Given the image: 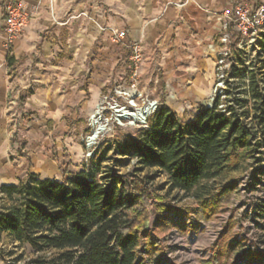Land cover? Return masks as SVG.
Masks as SVG:
<instances>
[{
  "label": "trees",
  "instance_id": "1",
  "mask_svg": "<svg viewBox=\"0 0 264 264\" xmlns=\"http://www.w3.org/2000/svg\"><path fill=\"white\" fill-rule=\"evenodd\" d=\"M7 63H19L12 47ZM237 63L231 73L232 104L225 112L218 103L200 106L185 124L162 101L149 127L118 145L116 154L123 159L113 160L114 167L102 169L108 160L105 150L91 169L77 173L60 165L61 180L29 172L17 184L0 185V240L28 248L25 264H149L160 250L150 228L153 215H164L162 225L168 221L186 229L188 210L171 203V192L193 197L210 219L221 195L250 168L260 171L264 191V79L252 74L243 93L247 70L241 58ZM150 169L167 181L154 187L155 177L142 175ZM260 208L264 219V199ZM261 230L264 243V226ZM23 259L20 255L14 261ZM0 260L5 261L1 253ZM200 264H264V248L240 237L221 238Z\"/></svg>",
  "mask_w": 264,
  "mask_h": 264
},
{
  "label": "rangeland",
  "instance_id": "2",
  "mask_svg": "<svg viewBox=\"0 0 264 264\" xmlns=\"http://www.w3.org/2000/svg\"><path fill=\"white\" fill-rule=\"evenodd\" d=\"M56 33V29L45 30L37 59L24 61L11 74L7 134L6 138L0 135V148L8 142L9 148L7 154L0 153V185L17 184L29 172L61 180L60 165L77 173L91 169L105 150L109 151L108 160L102 169L114 167L113 160L123 159L116 154L118 145L144 129L139 125L110 126L94 140L91 149L87 148L88 137L100 126V118H93L98 108L109 100L125 102V97L117 92L127 90L134 81L130 59L133 51L110 37L89 45L78 35L73 38L67 31ZM58 37L59 42H55L54 38ZM104 42L107 44L103 45ZM234 53V61L241 58L247 70L240 87L244 93L252 74L258 80L264 79V28L256 41ZM138 93L145 100L156 101L159 109L161 96L140 88ZM175 113L182 123L187 124L191 119L187 112ZM115 168L125 172L123 167ZM144 174L155 177L154 187L167 181L158 170H146ZM237 180L232 190L221 195L220 208L210 219L204 217L193 197L171 192V203L188 210L184 217L186 229L173 227L168 221L162 225L159 218L163 219L164 215H153L150 228L159 239L160 250L149 264H200L211 257L213 245L221 238L229 241L240 237L246 239L247 245L264 248L261 230L264 219L259 215L260 201L264 199L260 171L250 168ZM167 191L166 188L163 194ZM0 253L5 258L3 264H25L31 255L28 248L16 249L5 239L0 240ZM20 255L24 259L15 262Z\"/></svg>",
  "mask_w": 264,
  "mask_h": 264
},
{
  "label": "crops",
  "instance_id": "3",
  "mask_svg": "<svg viewBox=\"0 0 264 264\" xmlns=\"http://www.w3.org/2000/svg\"><path fill=\"white\" fill-rule=\"evenodd\" d=\"M4 1L0 0V135L6 138L11 74L24 61L37 59L45 30L67 31L89 45L111 38L109 29L126 31L125 46L138 45L143 56L139 88L161 96L176 112H187L190 122L213 88L215 48L223 32L221 14L238 3L255 7L263 0H20L31 18L12 45V56L19 61L13 67L7 63ZM54 41L59 42V37ZM7 148L9 142L0 153L7 154Z\"/></svg>",
  "mask_w": 264,
  "mask_h": 264
},
{
  "label": "built area",
  "instance_id": "4",
  "mask_svg": "<svg viewBox=\"0 0 264 264\" xmlns=\"http://www.w3.org/2000/svg\"><path fill=\"white\" fill-rule=\"evenodd\" d=\"M4 26L3 32L7 49L12 47L16 39L24 32L31 18V12L26 11L20 0H5L3 3ZM223 32L215 48L214 84L211 94L204 107L212 108L218 103L222 112L226 106L232 104L230 94L233 93L234 79L231 77L232 69L237 62L234 61V50H242L244 46L256 41L264 28V0L259 6H252L247 2L236 4L232 11L221 14ZM105 31L107 29H104ZM113 42H125L126 31L109 29ZM132 48L131 61L133 63V83L127 90H119L117 94L125 100H109L104 107H99L93 118H100V126L103 131L110 126H143L149 127V119L157 111V102L143 99L139 94V71L143 63V56L138 45ZM120 97V98H121ZM142 100V101H141ZM95 129V130H97ZM94 133L87 139V148L94 146Z\"/></svg>",
  "mask_w": 264,
  "mask_h": 264
},
{
  "label": "bare ground",
  "instance_id": "5",
  "mask_svg": "<svg viewBox=\"0 0 264 264\" xmlns=\"http://www.w3.org/2000/svg\"><path fill=\"white\" fill-rule=\"evenodd\" d=\"M102 131H103V130H102L101 128L95 130V133H94V136H93V140L98 139L99 136L101 135Z\"/></svg>",
  "mask_w": 264,
  "mask_h": 264
}]
</instances>
